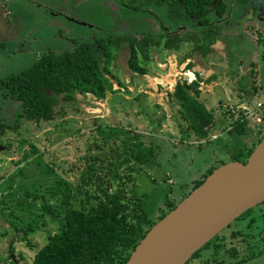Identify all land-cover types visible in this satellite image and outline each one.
<instances>
[{
    "label": "rangeland",
    "instance_id": "rangeland-1",
    "mask_svg": "<svg viewBox=\"0 0 264 264\" xmlns=\"http://www.w3.org/2000/svg\"><path fill=\"white\" fill-rule=\"evenodd\" d=\"M136 2L129 6L116 0H0V77L19 72L48 48L67 47L72 37L157 34L172 25L163 5L138 7ZM241 6L235 5V13ZM247 12L244 19L229 23L231 20L222 28L223 45L214 44L204 54L193 49L192 43H183L158 63V53L150 47L148 72L143 74L128 69V48L121 40L109 66L116 78L112 79L115 90H106L101 98L76 93V101L53 120L28 122L18 116L15 103L0 100V121L9 124L0 131V264H15L8 257L12 253L16 264H31L34 248L21 239V230L28 223L34 228L26 236L37 246L58 228L62 214L56 212L62 201L50 193L58 179L67 180L74 190L78 186L92 192L83 179L92 173L103 174L119 155H128L133 142L158 145L152 163L139 164L130 158L118 169L121 178L123 174L133 178V191L140 203L155 215L166 191L168 199L177 201L207 162L217 165L229 159L223 142L243 141L242 135L232 136L221 129L231 124L229 105L244 104L253 110L244 117L250 139L258 134V128H262L260 136L264 135V28L249 16L250 10ZM187 55L191 64L197 62L202 67L198 70L199 98L212 112L218 107L222 113L217 120L221 126L212 131L216 137L210 136L209 142L191 132L180 138L186 123L178 101L169 95ZM255 65L258 75L254 74ZM257 101L261 106L255 107ZM30 144L37 153L31 152ZM91 158L96 167L88 169L86 162ZM20 202L29 207L20 209ZM42 202L50 205L52 214L43 213Z\"/></svg>",
    "mask_w": 264,
    "mask_h": 264
},
{
    "label": "trees",
    "instance_id": "trees-1",
    "mask_svg": "<svg viewBox=\"0 0 264 264\" xmlns=\"http://www.w3.org/2000/svg\"><path fill=\"white\" fill-rule=\"evenodd\" d=\"M116 1L132 6L135 0ZM136 3L138 7L150 3L163 5L172 25L162 26L163 30L157 34L125 32L93 38L72 37L67 47L60 50L48 48L19 72L0 77V100L7 99L15 103L18 116L28 122L53 120L65 106L76 101V93H91L101 98L106 90H115L112 88V79L116 78L109 66L121 40L126 42L128 48V69L139 74L147 73L150 47H154L158 53V62L172 50L177 51L183 43H192L193 49H201V53H206L220 26L216 19L223 16L229 6L224 0H217L214 6L212 0H137ZM190 65L191 62L187 61L186 66ZM195 75L196 79L189 83L176 81L169 95L178 101L180 116L186 123L180 138H187L191 132L196 138H206V142H209V133L218 124H215L212 111L199 98L198 81L201 77ZM230 121L231 127L225 132L232 136L242 135L243 141L223 142L222 147L229 153V159L244 161L261 138L262 128H258V134L250 139L246 133V119L240 121L235 118ZM227 125H220L221 129ZM3 126L9 124L0 121V131ZM29 146L31 152L37 153L33 144ZM157 148L158 145L146 146L140 141L133 142L132 147L128 148V155H119L120 158L111 162L103 174L92 173L93 176L83 179L82 182L90 186L92 192L86 188L81 191L78 186L74 190L67 180L58 179L50 188L51 195L59 196L62 201L61 210L56 212V215L62 214L58 228L47 233L39 246L26 236L27 232H32L33 224L28 223L21 230L24 235L21 239L26 246L34 248L31 264H122L151 224L215 166L208 165L201 174L191 179L190 189L178 196L177 201L168 199L166 195L169 191H166L162 206L155 215H151L140 203L139 195L133 191V178L128 174H123L121 178L118 169L122 161L130 158L139 164L152 163ZM27 155L24 151L23 157ZM86 167H96L92 158L87 160ZM28 205L21 204L19 208L25 209ZM41 209L45 214H52L46 202L41 203ZM12 256L8 257L16 264V258Z\"/></svg>",
    "mask_w": 264,
    "mask_h": 264
},
{
    "label": "water",
    "instance_id": "water-1",
    "mask_svg": "<svg viewBox=\"0 0 264 264\" xmlns=\"http://www.w3.org/2000/svg\"><path fill=\"white\" fill-rule=\"evenodd\" d=\"M263 199L264 135L244 161L228 159L206 173L151 224L122 264H184L223 226Z\"/></svg>",
    "mask_w": 264,
    "mask_h": 264
},
{
    "label": "flooded vegetation",
    "instance_id": "flooded-vegetation-1",
    "mask_svg": "<svg viewBox=\"0 0 264 264\" xmlns=\"http://www.w3.org/2000/svg\"><path fill=\"white\" fill-rule=\"evenodd\" d=\"M227 3L228 11L223 19H216L219 28L226 27L231 20L229 23L244 19L248 10L249 16L264 28V0ZM237 4L242 6L235 13ZM200 247L196 255L186 260L187 264H264V199L238 214Z\"/></svg>",
    "mask_w": 264,
    "mask_h": 264
},
{
    "label": "built area",
    "instance_id": "built-area-1",
    "mask_svg": "<svg viewBox=\"0 0 264 264\" xmlns=\"http://www.w3.org/2000/svg\"><path fill=\"white\" fill-rule=\"evenodd\" d=\"M196 79V76H195V73H194V70L191 69L190 67H186L185 66V63L182 64L180 66V71H178V73L176 74V80H173V83H175L176 81H185L186 83H189L193 80ZM264 104V103H263ZM258 106H261V102L257 101L255 103V107H258ZM237 108V109H236ZM233 107V106H230L229 105V108L228 110L231 112L230 114L231 115H236L237 117H234L232 118L229 114V119L232 120V119H235V118H238L240 121L245 119L244 117L245 116H248L250 115L251 113H253V110L250 111L246 105L242 104L241 106L239 105V107ZM241 109V112H240V109ZM236 109V110H235ZM259 109V108H258ZM229 120V121H230ZM231 127V124L225 126L224 130L228 129ZM225 132V131H224ZM216 137V135L214 134V132H211L209 133V136L208 137Z\"/></svg>",
    "mask_w": 264,
    "mask_h": 264
},
{
    "label": "crops",
    "instance_id": "crops-1",
    "mask_svg": "<svg viewBox=\"0 0 264 264\" xmlns=\"http://www.w3.org/2000/svg\"><path fill=\"white\" fill-rule=\"evenodd\" d=\"M223 28V27H222ZM225 28H227V26L225 27ZM221 28H219L218 29V31H217V33L215 34V40H214V42H212L211 44H210V48L211 47H213L214 46V44H217V43H219V45H223L222 44V40H221V38H220V35H222V34H224L223 33V29H221ZM210 48H209V50H210ZM184 58H185V60H183V63H181L180 65H182V64H184V63H186L187 61H189V57H188V55L187 56H184ZM185 61V62H184ZM163 62V61H162ZM158 63H160V62H158ZM180 65H179V68H180ZM191 69H193L194 70V73L195 74H198L199 76H200V74H199V72H198V70L200 69V68H202L197 62H195V63H193V64H191L190 66H189ZM254 69H255V75L257 74L258 75V68H257V65H255L254 66ZM261 74V73H260ZM205 75V74H204ZM259 78V77H258ZM244 99L243 97H240V99ZM206 105V104H205ZM206 107H208L209 108V106H207L206 105ZM211 110V109H210ZM212 111V110H211ZM213 113V115H214V117H215V124H218V121L217 120H219L218 119V116H222V113H220V110L218 111V107H217V111H214V112H212ZM218 126H220V124H218ZM217 126V127H218ZM201 139V138H200ZM211 161H209V162H207L206 164H208L209 165V163H210ZM208 165H206V166H208ZM202 173V171L201 172H198V174H201Z\"/></svg>",
    "mask_w": 264,
    "mask_h": 264
},
{
    "label": "bare ground",
    "instance_id": "bare-ground-1",
    "mask_svg": "<svg viewBox=\"0 0 264 264\" xmlns=\"http://www.w3.org/2000/svg\"><path fill=\"white\" fill-rule=\"evenodd\" d=\"M163 80V79H162ZM170 83H171V81H170Z\"/></svg>",
    "mask_w": 264,
    "mask_h": 264
}]
</instances>
